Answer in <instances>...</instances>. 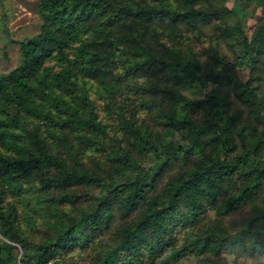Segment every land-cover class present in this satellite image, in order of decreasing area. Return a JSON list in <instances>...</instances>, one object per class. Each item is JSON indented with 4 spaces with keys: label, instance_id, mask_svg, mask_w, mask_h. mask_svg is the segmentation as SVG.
Masks as SVG:
<instances>
[{
    "label": "trees",
    "instance_id": "obj_1",
    "mask_svg": "<svg viewBox=\"0 0 264 264\" xmlns=\"http://www.w3.org/2000/svg\"><path fill=\"white\" fill-rule=\"evenodd\" d=\"M252 1L249 35L241 0H37L0 73V264H222L229 241L264 244Z\"/></svg>",
    "mask_w": 264,
    "mask_h": 264
},
{
    "label": "rangeland",
    "instance_id": "obj_2",
    "mask_svg": "<svg viewBox=\"0 0 264 264\" xmlns=\"http://www.w3.org/2000/svg\"><path fill=\"white\" fill-rule=\"evenodd\" d=\"M0 73H7L14 68L20 61L19 45L11 42L10 38L23 39L39 32L41 17L37 7V0H2L0 1ZM235 0H226V4L232 7ZM241 4L247 9H254V16L249 19L247 31L252 34L258 18L262 15L260 8H255V2L252 0H241ZM237 17L234 15L229 19L230 24H234ZM213 30L207 26L206 35L201 36L197 42L196 50L206 59V48L211 44L210 36ZM234 45L241 53V48L236 39H230L227 42ZM222 53H230L229 47L225 42L221 46ZM227 53V54H228ZM249 69L244 67L239 70V76L242 80L247 79ZM199 89V88H197ZM186 94L193 98H203V90L186 91ZM186 264H211L207 256H192L187 258Z\"/></svg>",
    "mask_w": 264,
    "mask_h": 264
},
{
    "label": "clouds",
    "instance_id": "obj_3",
    "mask_svg": "<svg viewBox=\"0 0 264 264\" xmlns=\"http://www.w3.org/2000/svg\"><path fill=\"white\" fill-rule=\"evenodd\" d=\"M221 259L222 264H264V244L252 237L229 241L221 251Z\"/></svg>",
    "mask_w": 264,
    "mask_h": 264
},
{
    "label": "crops",
    "instance_id": "obj_4",
    "mask_svg": "<svg viewBox=\"0 0 264 264\" xmlns=\"http://www.w3.org/2000/svg\"><path fill=\"white\" fill-rule=\"evenodd\" d=\"M1 3V2H0Z\"/></svg>",
    "mask_w": 264,
    "mask_h": 264
}]
</instances>
